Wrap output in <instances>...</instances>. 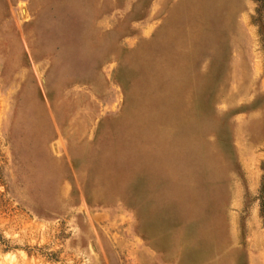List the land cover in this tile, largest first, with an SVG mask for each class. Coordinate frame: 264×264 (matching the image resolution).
<instances>
[{"label": "rangeland", "instance_id": "obj_1", "mask_svg": "<svg viewBox=\"0 0 264 264\" xmlns=\"http://www.w3.org/2000/svg\"><path fill=\"white\" fill-rule=\"evenodd\" d=\"M257 6L0 0V264H264Z\"/></svg>", "mask_w": 264, "mask_h": 264}, {"label": "trees", "instance_id": "obj_2", "mask_svg": "<svg viewBox=\"0 0 264 264\" xmlns=\"http://www.w3.org/2000/svg\"><path fill=\"white\" fill-rule=\"evenodd\" d=\"M257 2V9H256V16L258 17V23L260 26V39L261 42L264 44V0H256ZM257 21V19H255ZM260 194L263 197L264 196V177H263V183L260 189ZM262 209L264 210V203L262 204Z\"/></svg>", "mask_w": 264, "mask_h": 264}]
</instances>
